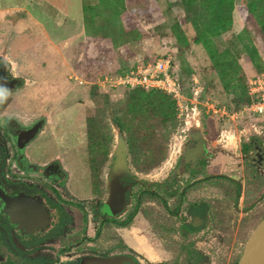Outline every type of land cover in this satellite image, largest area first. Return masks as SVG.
Returning <instances> with one entry per match:
<instances>
[{
    "label": "flooded vegetation",
    "instance_id": "1",
    "mask_svg": "<svg viewBox=\"0 0 264 264\" xmlns=\"http://www.w3.org/2000/svg\"><path fill=\"white\" fill-rule=\"evenodd\" d=\"M8 57L0 51V84L11 89L0 104V264L238 263L264 195L248 203L245 173L209 165L200 134L181 172L160 182L131 171L127 141L97 156L58 155L62 126L22 109L27 79L12 75ZM9 116L17 118L5 123ZM263 213L252 214L255 227Z\"/></svg>",
    "mask_w": 264,
    "mask_h": 264
},
{
    "label": "rangeland",
    "instance_id": "2",
    "mask_svg": "<svg viewBox=\"0 0 264 264\" xmlns=\"http://www.w3.org/2000/svg\"><path fill=\"white\" fill-rule=\"evenodd\" d=\"M240 3L241 0H235L236 6ZM119 6L122 9L124 4ZM157 6L159 12L150 16L151 18L144 15L140 18L131 15L129 18L123 15L124 20L128 21L126 25L107 30L101 28L103 26L99 27V33H107L113 44L115 38L126 30L130 32V37L124 41L119 37L122 41L119 40L118 46L103 50L100 56L95 50L91 53L96 54L97 63L90 71H101L99 74L103 73L106 77L115 76L119 69L146 66L165 57L171 58L172 72L177 78L182 61H186L194 70L192 78L198 82L195 88L197 95L189 99L183 98L179 102L177 114L180 122L168 142L166 158L148 171H138L129 162L131 171L140 180L151 178L157 182L170 173H180L184 151L196 144L194 139L200 134L206 140L204 151L209 165L216 164V170L235 178H242L245 173V183L252 177L263 182L264 115L257 116L252 111H246L248 105L234 112L226 108L234 110L232 96L227 93L212 69L205 50L194 44L184 49L177 46L173 26L183 23L182 27L187 28L183 22L185 13L178 1L159 0ZM109 14V9L98 7L97 15L100 19ZM91 26L97 28L96 24ZM243 26L237 11H234L232 33H240ZM131 30L139 31L141 37L136 40L132 37ZM86 35L82 0H0V51H8L7 60L10 62L12 75L27 79L28 88L19 92L16 99L24 111L40 108L39 113L47 119V128L62 126V130L57 129V134L63 135L57 138L63 145L62 148L58 147V155L60 150H66L72 156H85L87 150L89 153L86 125L92 119L99 125L102 137L99 143L103 151H110L113 146L117 149L127 141L128 133L118 131L113 120L115 116L125 114L122 107L128 90L109 89L106 84L93 87L88 83L93 81L84 78L81 68ZM249 35L254 38L253 32ZM247 44L246 38L236 40L232 37L228 41H219L217 46L220 50L228 47L233 52L237 50L243 54L240 57L242 60L239 59L238 62L241 63L246 78L245 86L249 92V81L264 72V48L255 42L263 58L262 69L258 70L255 65L245 60L247 56L243 51ZM81 80L83 83L80 84ZM188 86L187 83L184 85ZM193 86L192 81L191 90ZM204 88L205 100L200 103L198 97ZM103 96L109 100L105 107ZM214 105L227 110L226 115L212 116L207 113L208 108ZM207 121L212 123V130L218 132L215 138L210 139L207 135ZM152 125L154 126L153 123ZM64 128L67 137L64 136ZM63 142L71 147H65ZM244 142H250L253 146L247 155L241 152ZM89 156L92 157L90 153ZM129 157L131 158V154ZM262 210L264 212V197L249 214V234L260 220H253L252 214L256 216V212ZM241 248L242 245L233 246V259L239 255Z\"/></svg>",
    "mask_w": 264,
    "mask_h": 264
},
{
    "label": "trees",
    "instance_id": "3",
    "mask_svg": "<svg viewBox=\"0 0 264 264\" xmlns=\"http://www.w3.org/2000/svg\"><path fill=\"white\" fill-rule=\"evenodd\" d=\"M158 1L82 0L84 23L87 26L86 44L83 50L81 68V73L84 74L85 79L96 81L98 78L105 76L103 73L99 74L101 71L95 73L90 71L97 63L96 54H91L94 50L100 56L103 50L118 46L119 40L124 41L125 38L130 37V32L128 33L126 30L119 36L122 40L116 37L114 40L115 44H113L110 41V36L107 33H99L98 28L103 26L101 28L107 30L115 29L118 25H126L127 20H124L123 15L129 18L131 15H137L139 18L142 15L150 17L159 12ZM177 1L185 13L183 22L187 26V28H183V23H176L173 26L177 46L184 49L189 47L190 44H194L200 45L205 50L211 61L212 69L220 82L223 83L227 93L232 96L231 104H233L234 110L226 107L230 112L239 111L243 107L250 105L252 99L249 97L248 88L245 86L246 78L241 63L238 62L243 54L237 50L233 52L228 47L220 50L217 43L223 39L228 41L232 37L236 40L246 38L248 44L244 46L243 51L247 56L245 60L255 65L258 70L262 69L261 61H263V58L259 54L255 42L261 44L264 48V0H241L239 6L235 5V0ZM119 4H124V7L121 9ZM98 7L109 9V16H104V18L100 19L97 15ZM234 11H237L244 24L243 29L238 34L232 33ZM91 24H96L97 28H92ZM251 32H253L254 38L250 37L249 33ZM131 33L136 40L141 37L137 30H131ZM130 69V66L119 69L116 75H123ZM193 74L194 70L190 64L182 61L179 67V74H177L178 78H176L183 98L189 99L193 97L190 88ZM186 83L187 85L189 84L188 87H184ZM122 89L128 90L122 107L125 114L115 116L113 122L120 132L128 133L127 144L133 166L138 171H148L159 165L167 156L168 142L180 122L177 114V100L173 95L157 89L145 90L141 87L132 89L122 87ZM96 91L101 93L99 90ZM103 94L106 95V93ZM205 96L206 90L204 88L198 97V101L200 103L204 102ZM102 102L105 107L109 103L108 97L105 96ZM94 121L92 119L86 125L91 156H97V153L103 150L99 143L102 138L99 125ZM148 123L149 125H147ZM142 125L143 127L141 128ZM205 126L208 137L210 139L215 138L218 132L212 130V123L207 121ZM252 148L253 146L250 142H244L241 145V152L247 155ZM247 185L248 203L251 204L256 198L264 194V181L258 182L256 178L252 177V179L248 180Z\"/></svg>",
    "mask_w": 264,
    "mask_h": 264
},
{
    "label": "built area",
    "instance_id": "4",
    "mask_svg": "<svg viewBox=\"0 0 264 264\" xmlns=\"http://www.w3.org/2000/svg\"><path fill=\"white\" fill-rule=\"evenodd\" d=\"M192 81L194 83L192 93L195 97L197 95L195 88L198 82L194 78H192ZM79 83H83V80L79 81ZM88 83L95 87L106 84L109 89L122 87L126 89L136 87H141L145 90L157 89L173 95L178 105L183 99L178 80L172 72V61L169 57L158 59L153 64L146 66H134L123 75H115L113 77L105 76ZM248 95L252 99V102L246 107V111H252L257 116L264 115V72L249 81ZM226 111L224 108H219L214 105L208 108L207 113H211L212 116L218 114L225 116Z\"/></svg>",
    "mask_w": 264,
    "mask_h": 264
},
{
    "label": "water",
    "instance_id": "5",
    "mask_svg": "<svg viewBox=\"0 0 264 264\" xmlns=\"http://www.w3.org/2000/svg\"><path fill=\"white\" fill-rule=\"evenodd\" d=\"M237 264H264V217L250 234Z\"/></svg>",
    "mask_w": 264,
    "mask_h": 264
},
{
    "label": "clouds",
    "instance_id": "6",
    "mask_svg": "<svg viewBox=\"0 0 264 264\" xmlns=\"http://www.w3.org/2000/svg\"><path fill=\"white\" fill-rule=\"evenodd\" d=\"M10 95H11V89L7 88L3 84H0V104H4L8 100ZM14 118H17V117L9 116L7 120L4 122L7 123V121H10Z\"/></svg>",
    "mask_w": 264,
    "mask_h": 264
},
{
    "label": "crops",
    "instance_id": "7",
    "mask_svg": "<svg viewBox=\"0 0 264 264\" xmlns=\"http://www.w3.org/2000/svg\"><path fill=\"white\" fill-rule=\"evenodd\" d=\"M239 21H237V23H238Z\"/></svg>",
    "mask_w": 264,
    "mask_h": 264
}]
</instances>
